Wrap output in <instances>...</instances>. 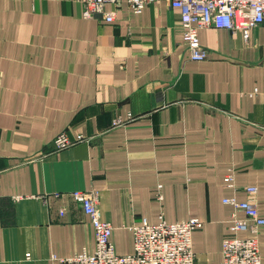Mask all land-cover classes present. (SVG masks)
Returning <instances> with one entry per match:
<instances>
[{
	"label": "crops",
	"instance_id": "0c3cea01",
	"mask_svg": "<svg viewBox=\"0 0 264 264\" xmlns=\"http://www.w3.org/2000/svg\"><path fill=\"white\" fill-rule=\"evenodd\" d=\"M83 9L0 0V264L94 250L74 190L98 192L118 254L133 252L131 227L143 219L198 218V264H221L235 236H257L264 260V225L233 231L224 202L258 186L264 216V24L248 38L201 28L209 57L196 61L181 10L165 0L140 14L123 0L113 22ZM63 132L84 140L58 149Z\"/></svg>",
	"mask_w": 264,
	"mask_h": 264
},
{
	"label": "built area",
	"instance_id": "2783aa9c",
	"mask_svg": "<svg viewBox=\"0 0 264 264\" xmlns=\"http://www.w3.org/2000/svg\"><path fill=\"white\" fill-rule=\"evenodd\" d=\"M123 0H83V17H100L113 22ZM159 0H127L131 10L140 14L151 3ZM181 10V27L183 42L190 50V58L205 61L209 57L208 49L202 45L199 30L205 27L229 29L234 34L243 33L249 37L252 28L264 24V0H165ZM112 4V9L107 5ZM125 123L117 118L114 125ZM84 140L80 134L76 138L67 132L59 134L54 142L58 149H63ZM225 180L231 182L233 175ZM161 187V186H160ZM245 200L236 197L224 199L234 208L235 232L251 229L258 234L264 225V216L259 210V188L255 185L245 186ZM97 191L74 190L73 199L90 217L94 228L96 246L94 250L83 248L69 257L54 256L59 264H198L193 248V233L202 226L198 218L179 222H168L164 218L158 223L143 219L133 224L134 250L130 254H118L112 241L113 225L101 216ZM243 212L244 217H238ZM221 264H264L260 243L257 236L232 237L223 241V260Z\"/></svg>",
	"mask_w": 264,
	"mask_h": 264
}]
</instances>
